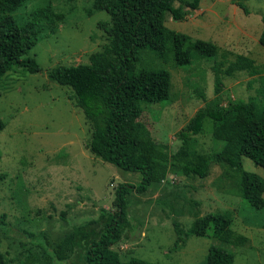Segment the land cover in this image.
<instances>
[{
	"label": "rangeland",
	"instance_id": "374dc122",
	"mask_svg": "<svg viewBox=\"0 0 264 264\" xmlns=\"http://www.w3.org/2000/svg\"><path fill=\"white\" fill-rule=\"evenodd\" d=\"M244 2L247 12L233 0H201L200 9L184 21L168 17L166 26L192 39L219 47L217 63L224 69L244 55L264 69V0ZM94 0H28L12 14L19 23L33 11L51 4L65 20L53 31L45 25L36 47L24 58H34L39 73L15 70L0 79V115L6 128L0 133L1 252L10 264H47L52 260L42 247L61 240L75 226L97 220L102 211L114 212L116 191L121 184L138 186L140 173L123 171L95 157L88 149L92 126L75 107L69 88L50 80L48 72L59 66L89 64L90 55L106 43L99 24L110 20L105 11L93 10ZM141 66L166 67L172 74V96L167 104L147 105L141 116L158 143L175 153L176 138L215 92L216 65L194 53L193 63L177 67L152 54H144ZM264 71L251 76L238 72L224 76L223 104L258 98L264 106ZM196 149L205 155L223 148L213 138V125L205 121L204 132L195 137ZM244 170L264 180V169L243 157ZM233 179L223 166H213L206 179H187L171 173L159 187L129 196L131 228L127 238L114 247L124 261L136 257L154 264H207L211 247L222 246L212 236L191 234L195 214L231 213L236 236L246 237V246L225 248L235 255V264H264V210H257L233 194ZM198 203V211L195 204ZM174 222L184 230L185 244L176 247ZM211 233V232H210ZM79 251L73 262L77 264ZM131 255V256H130ZM82 256V254H81ZM81 258V257H80ZM53 262V261H52ZM53 264H60L55 261Z\"/></svg>",
	"mask_w": 264,
	"mask_h": 264
},
{
	"label": "trees",
	"instance_id": "16d2710c",
	"mask_svg": "<svg viewBox=\"0 0 264 264\" xmlns=\"http://www.w3.org/2000/svg\"><path fill=\"white\" fill-rule=\"evenodd\" d=\"M27 1L0 0V79L17 69L39 73L38 62L24 57L38 44L45 25L54 31L65 20V15L49 4L33 11L27 22L19 23L12 14ZM233 1L247 12L244 2ZM200 5L201 0H94L88 14L91 16L95 10L110 16L109 21L99 24L106 43L90 55L89 64L59 66L48 72L51 81L70 89V99L92 126L90 152L123 171L140 173L142 182L138 186L119 185L114 212L103 210L99 219L75 226L55 245L42 247L53 261L47 264L73 262L78 251L77 264H154L136 257L124 261L114 247L125 241L131 228L129 196L161 186L171 173L191 180L206 179L213 166H223L233 179V194L253 208L264 210V180L245 171L242 161L246 157L264 169V106L256 97L247 102L230 101L226 106L221 98L224 76L233 77L238 72L257 76L264 69L244 55H237L224 69V63H217L219 47L215 43L194 40L166 26L168 17L184 21ZM259 43L264 48V16ZM194 53L215 61L217 97L208 100L203 92L199 93L206 105L177 133L181 146L170 154L169 146L158 143L140 119L147 105L171 101L172 74L166 67H145L141 62L144 54H152L183 68L192 65ZM206 120L213 125L214 140L224 146L203 155L196 149L195 137L204 132ZM5 128L0 115V133ZM194 204L198 211L199 204ZM6 218L0 216V249L4 240L2 226H8ZM232 225L231 213L205 217L195 214L191 234L212 236L222 244L211 247L207 264H235V255L225 246H246L248 239L236 236ZM174 227L179 247L185 244L184 230L177 222ZM0 264H10L1 250Z\"/></svg>",
	"mask_w": 264,
	"mask_h": 264
}]
</instances>
